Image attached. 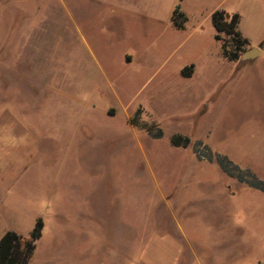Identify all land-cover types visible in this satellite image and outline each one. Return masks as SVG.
I'll list each match as a JSON object with an SVG mask.
<instances>
[{
    "label": "rangeland",
    "instance_id": "1",
    "mask_svg": "<svg viewBox=\"0 0 264 264\" xmlns=\"http://www.w3.org/2000/svg\"><path fill=\"white\" fill-rule=\"evenodd\" d=\"M216 10L260 53L225 60ZM197 142L264 181V0H0V229L43 220L29 264H264V191Z\"/></svg>",
    "mask_w": 264,
    "mask_h": 264
},
{
    "label": "trees",
    "instance_id": "2",
    "mask_svg": "<svg viewBox=\"0 0 264 264\" xmlns=\"http://www.w3.org/2000/svg\"><path fill=\"white\" fill-rule=\"evenodd\" d=\"M239 16L237 14L227 17L224 11L216 10L211 15V23L216 34L215 39L220 42L222 56L228 61H237L247 48V39L242 37L237 29ZM174 26L183 28L186 16L176 9L171 18ZM192 66L186 67L182 71L184 77L192 75ZM145 128V127H143ZM153 137L160 138L162 132L159 129L147 128ZM170 143L175 147L186 148L192 145L191 140L180 134L171 137ZM194 152L197 158L215 162L220 170L227 177L233 178L248 187L264 191V181L259 179L251 171L240 168L227 157L213 153L201 142L194 143ZM44 223L41 218L36 219L33 229L29 233V238H23L14 231H5L0 238V264H29V261L36 249V242L42 234Z\"/></svg>",
    "mask_w": 264,
    "mask_h": 264
},
{
    "label": "water",
    "instance_id": "3",
    "mask_svg": "<svg viewBox=\"0 0 264 264\" xmlns=\"http://www.w3.org/2000/svg\"><path fill=\"white\" fill-rule=\"evenodd\" d=\"M259 51L257 49H251L248 52L246 51L245 53L242 54L241 58L242 59H249V58H253L256 56V54H258Z\"/></svg>",
    "mask_w": 264,
    "mask_h": 264
},
{
    "label": "crops",
    "instance_id": "4",
    "mask_svg": "<svg viewBox=\"0 0 264 264\" xmlns=\"http://www.w3.org/2000/svg\"><path fill=\"white\" fill-rule=\"evenodd\" d=\"M259 53H260V52H259ZM259 53H258V54H259ZM0 228H1V227H0ZM5 231L7 232V231H10V230H6V228H2V229H0V238H1V236L3 235V233H4Z\"/></svg>",
    "mask_w": 264,
    "mask_h": 264
}]
</instances>
